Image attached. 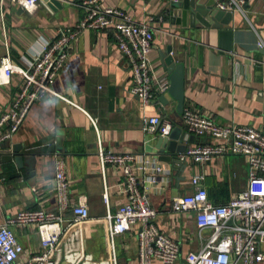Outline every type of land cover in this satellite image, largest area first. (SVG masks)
I'll return each instance as SVG.
<instances>
[{
	"label": "crops",
	"instance_id": "1",
	"mask_svg": "<svg viewBox=\"0 0 264 264\" xmlns=\"http://www.w3.org/2000/svg\"><path fill=\"white\" fill-rule=\"evenodd\" d=\"M77 1L59 0L61 6L56 10L43 0L32 10L5 1L3 17L0 15V49L9 52L16 64L24 65L23 56L32 58L43 41L52 40L60 29L74 28L79 23L84 11L76 5ZM226 1L217 0L218 4ZM236 1L240 9L223 26L232 32L227 40L213 26L191 28L172 24L164 0H102V3L123 9L137 22H150L155 29L149 53L153 73L158 82L168 86L169 72L162 64L160 51L172 46L175 60L185 65V108L197 109L220 125H250L264 132V47L258 46L260 40L264 42V0ZM223 45H231L232 50H225ZM21 82L22 76L14 73L9 84L0 85V114L11 105ZM131 84L132 69L114 33L80 31L71 42L66 67L58 72L53 84L56 91L78 106L47 95L32 106L13 138L0 146V177L5 179L0 183V222L24 209L57 211L55 162L63 158L71 202L84 200L90 211V218L79 225L86 257L92 264H111L107 216L127 201V194L120 168L100 164L98 141L101 140L106 151L144 152L157 162L151 144L159 135L144 130V119L162 115L174 123L173 129L187 131L182 115L176 114L177 101L168 91L164 93L167 102L162 101L163 94L155 86V99L145 105L131 94ZM209 141L213 142L209 137L197 136L196 143L189 146ZM15 145L22 146L23 167L14 159H6ZM52 145L61 151H50ZM162 164L169 173L150 171L140 178L144 182L156 176L157 183L145 181L150 186L151 205L158 211L155 223L181 244L183 263L188 252L200 249L201 241L195 214L173 212V198L190 192L191 178L200 174L205 176L203 184L209 200L226 203L248 188L249 163L244 155L226 154L201 163L189 159L184 170ZM105 187L109 206L104 200ZM72 216L68 211L64 218ZM12 226L24 249L17 264H25L30 256L43 250L37 226ZM98 227L102 229L101 236L97 235ZM137 228L116 239L118 264H139ZM70 230H66V235ZM80 237L74 232L65 247L58 250L62 253V258L57 257L58 264H65V255L77 251Z\"/></svg>",
	"mask_w": 264,
	"mask_h": 264
},
{
	"label": "built area",
	"instance_id": "2",
	"mask_svg": "<svg viewBox=\"0 0 264 264\" xmlns=\"http://www.w3.org/2000/svg\"><path fill=\"white\" fill-rule=\"evenodd\" d=\"M5 1L0 0V15L3 17ZM24 10L34 9L40 0H9ZM76 5L84 15L74 28L60 29L52 40L43 41L32 58L23 56V64H16L10 53L0 58V85L9 84L14 73L22 76L18 91L9 108L0 114V146L19 131L32 106L47 95L60 97L73 106L77 103L60 94L53 87L58 72L68 62L71 42L80 31L87 29L110 30L114 33L119 48L128 58L132 69L130 92L143 104L153 102L157 91L164 95L168 91L165 82H158L153 73L149 53L153 47L155 29L150 22H137L131 14L119 7L105 6L102 0H78ZM222 9H240L236 0L220 3ZM258 46L263 48L264 42ZM156 86V87H155ZM95 124L96 120L91 117ZM182 121L188 132L198 137H209L213 142L195 144L180 154L181 160L192 159L206 162L219 155H244L249 163V186L226 203L215 204L209 200L203 184L204 175L191 178L192 190L173 198L171 209L175 213L195 214L198 238L201 247L190 251L182 259L181 244L164 232L155 223L158 216L152 207L145 184L156 182V176L141 182L140 175L154 171L169 170L154 161L147 153H114L106 151L98 141L100 164L117 165L124 178L127 201L114 214L109 213L108 233L110 263L118 264L115 241L133 227L137 228L139 264H260L264 262V132L250 125H220L197 109L184 108ZM174 123L162 115L144 119V130L149 134L168 136ZM55 188L57 211L24 209L6 222H0V264H17L23 252L12 225L37 226L43 250L30 256L25 264H58L56 253L65 247L74 232L80 234L79 248L65 255V264H92L86 257L84 238L79 227L90 218L88 204L82 200L73 204L70 199V183L65 171V161L55 162ZM5 180L0 177V183ZM157 183V182H156ZM145 184V185H143ZM104 200L109 206L108 189H104ZM71 211L72 218L64 215ZM229 221H232L229 224ZM71 228L66 235V230ZM208 230L207 235L203 231Z\"/></svg>",
	"mask_w": 264,
	"mask_h": 264
},
{
	"label": "water",
	"instance_id": "3",
	"mask_svg": "<svg viewBox=\"0 0 264 264\" xmlns=\"http://www.w3.org/2000/svg\"><path fill=\"white\" fill-rule=\"evenodd\" d=\"M43 1L52 10L61 6L59 0ZM244 1L247 2L248 0ZM164 2L166 13L172 24L191 28L213 26L220 29V36L226 40L232 34L231 30L223 29V26L229 24L236 10L220 8L217 0H164ZM223 48L232 50L231 45H223ZM171 52L172 46L169 45L166 50L160 51V57L162 64L167 67L169 72L168 93L176 99V114L180 116L185 108V65L182 62H177ZM160 99L167 102L165 95H162ZM180 129L179 127L174 128L168 136L155 137L154 143L151 144V152L158 161L184 170L189 161L181 160L180 154L188 150L189 144L196 143L197 136L188 131H182V129L180 135L178 134ZM58 149L61 151L56 145H52L50 151ZM21 151V145L13 146L12 153L7 155L6 159L8 161L14 159L19 167H23L24 155ZM231 223L232 221H229V224Z\"/></svg>",
	"mask_w": 264,
	"mask_h": 264
},
{
	"label": "rangeland",
	"instance_id": "4",
	"mask_svg": "<svg viewBox=\"0 0 264 264\" xmlns=\"http://www.w3.org/2000/svg\"><path fill=\"white\" fill-rule=\"evenodd\" d=\"M5 52L4 51H2L1 49H0V56L1 55H3ZM6 54V53H5ZM248 178H249V174H248ZM5 187H7V185L5 186ZM11 228H12V230H14L15 231V229H14V227L13 226H11ZM97 231V235H99V236H101L102 235V229L100 228V227H98V229L96 230ZM38 233V232H37ZM209 233V231L208 230H205V231H203V234L204 235H207ZM193 234V237H196L197 235H195V231L192 233ZM40 235V234H39ZM19 239V238H18ZM41 239V238H40ZM19 241H20V239H19Z\"/></svg>",
	"mask_w": 264,
	"mask_h": 264
},
{
	"label": "bare ground",
	"instance_id": "5",
	"mask_svg": "<svg viewBox=\"0 0 264 264\" xmlns=\"http://www.w3.org/2000/svg\"><path fill=\"white\" fill-rule=\"evenodd\" d=\"M57 257L58 258H62V253L59 252V251L56 253V259H57V262H58V258Z\"/></svg>",
	"mask_w": 264,
	"mask_h": 264
},
{
	"label": "trees",
	"instance_id": "6",
	"mask_svg": "<svg viewBox=\"0 0 264 264\" xmlns=\"http://www.w3.org/2000/svg\"><path fill=\"white\" fill-rule=\"evenodd\" d=\"M210 198V197H209ZM214 202V201H213ZM215 204H217L216 202H214Z\"/></svg>",
	"mask_w": 264,
	"mask_h": 264
}]
</instances>
